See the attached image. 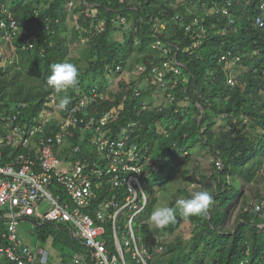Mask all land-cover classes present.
<instances>
[{
	"label": "trees",
	"instance_id": "1",
	"mask_svg": "<svg viewBox=\"0 0 264 264\" xmlns=\"http://www.w3.org/2000/svg\"><path fill=\"white\" fill-rule=\"evenodd\" d=\"M263 2L0 0L35 36L32 48L26 46V39L16 41V50L7 46L4 56L13 62L0 64V116L18 114L17 123L31 127L40 123L42 113L55 109L56 104H49L52 99L58 103L59 98L46 86L53 63L70 62L79 70L77 86L65 92L71 101L94 87L104 90L109 73L121 65L116 77L122 74L132 54L139 55L138 67L161 65L167 60L158 44L161 39L182 64L181 73L173 78L168 75L174 79L170 89L160 90L165 102L159 101L158 106L151 102L154 106L141 109L140 102L150 99L159 84H143L144 76L137 73L118 78L117 89L107 90L108 97L90 108L96 120L107 111H119L110 126L114 133L135 123L132 141L151 157L150 177L144 182L151 198L150 213L162 198L163 188L174 187L170 181L179 162L187 163L195 149L209 148L213 156L210 178L188 170L181 173L187 187L195 185L212 193L206 217L185 220L177 212L175 222L159 230L148 222L150 213L143 216L144 241L155 255L151 264H264V206L257 210L245 200L235 217L231 210L246 188L264 201L258 187L264 180V26L257 24L259 16L264 19ZM224 6L229 14L219 11ZM70 16L75 19L72 28ZM122 17H127L126 24L121 23ZM159 18L169 23L160 32L153 25ZM102 20L105 25H100ZM129 23L132 27L127 30ZM77 48L78 54L72 55ZM138 87L141 97H135ZM170 91L173 100L167 96ZM87 135L82 144L85 151H89ZM77 143L75 135L66 151L71 152V145ZM78 156L84 158V152L73 158ZM177 193L191 197L188 188L179 187ZM232 221L234 226L229 228ZM185 222L193 229L187 237L178 234ZM176 233L173 241L165 239L163 252L156 251L157 236ZM38 234L43 242H54L63 257L79 248L67 231L53 225L40 227Z\"/></svg>",
	"mask_w": 264,
	"mask_h": 264
},
{
	"label": "built area",
	"instance_id": "2",
	"mask_svg": "<svg viewBox=\"0 0 264 264\" xmlns=\"http://www.w3.org/2000/svg\"><path fill=\"white\" fill-rule=\"evenodd\" d=\"M0 7L4 14L0 19L1 64L7 60V46L16 50V41L26 39V46L32 48L35 36L19 24L5 4ZM219 11L229 14L226 6ZM120 21L126 24L127 17ZM257 24L264 26L263 17H258ZM153 25L160 32L169 23L159 18ZM158 44L167 60L152 68L139 65L138 73L167 91L170 81L174 82L168 75L173 78L181 73L182 64L176 54L171 56L172 48L162 45L161 39ZM121 71L122 66H117L109 73L104 90L94 87L74 97L65 110L58 109L56 99H52L49 105L56 104L55 109L42 113L38 125L17 123L18 114L0 116V264H151L155 259L142 231V218L151 203L144 185L150 177L151 157L132 141L134 122L112 131L118 110L107 111L97 120L90 116V108L108 97L107 90L117 89L116 75ZM176 85L172 84V89ZM135 95L142 96L139 87ZM173 95L172 91L167 93L169 100ZM140 105L142 110L154 106L150 99ZM86 133L89 151L82 145ZM75 135L80 143L71 145L68 152ZM83 152L84 158H73ZM217 165L222 167L220 161ZM256 208L260 210L261 205ZM22 223L29 225L31 234H37V242L23 238ZM48 224L67 231L79 248L70 256L63 257L61 250L52 254L47 248L51 241L43 242L38 234V229ZM166 237L157 236V252L165 250Z\"/></svg>",
	"mask_w": 264,
	"mask_h": 264
},
{
	"label": "rangeland",
	"instance_id": "3",
	"mask_svg": "<svg viewBox=\"0 0 264 264\" xmlns=\"http://www.w3.org/2000/svg\"><path fill=\"white\" fill-rule=\"evenodd\" d=\"M77 6V4H76ZM132 23H129L128 25H126V29L129 30L132 25ZM69 25L70 27H74L75 25V19L70 16L69 18ZM79 48L74 49V51L72 52V55H76L78 54ZM139 55L138 54H132L130 57V63L128 64V66L126 67V69L123 70L122 74H120L117 78H121L122 76H127L128 78H130V76H134L136 77V75H138V59ZM13 62V58L11 59H7L5 61V63H9V62ZM231 77H233V75L231 74ZM118 79V80H119ZM233 79V78H232ZM117 80V81H118ZM146 79L143 80V84H146L148 81H145ZM118 83V82H117ZM171 83V81H170ZM70 91V90H69ZM68 92V91H67ZM154 94L151 95L150 101L153 102L154 104H157L159 101H164L163 97V93L160 92V90L153 92ZM165 102V101H164ZM219 125V124H218ZM221 125L225 127L226 122H221ZM218 127V126H217ZM213 156L210 153V149L209 148H205V149H195L194 153L191 154V157L189 159V161L187 163L184 162H179L178 166L174 172V175L171 178V183L174 187H171V190L168 189V187L166 186L165 188H163V194H162V198L160 199V201L157 203V205L155 207L158 206H168L170 207V202L173 199H179L182 198L181 194L177 193V188L181 187V188H188V190L190 191V193L192 194L194 191H199V189L195 186V185H191L188 186L186 185L184 179L181 176V173L184 170H188L190 171L191 174H197V175H202L204 174L206 177H211L212 172H214V168H213ZM264 169V165H262L261 169ZM262 173V171H261ZM262 182L259 184V189L262 193H264V180H261ZM151 182H152V178H151ZM240 188H242L241 185H239ZM246 194L244 195V197H242L240 199V201L234 205L232 207V214L235 217L237 213H239V211H241L244 206H245V200H247L249 203H253L254 205L256 204H260L261 207L264 206V201L262 200V198H257L256 194H255V190H253V192L251 191V188H246ZM256 196V197H254ZM151 214V213H150ZM150 214L148 215V217L150 216ZM234 226V221H232L229 224V228H233ZM29 225L27 223H22L21 225V234L23 236V238L30 243H35L38 240V236L37 234H31L29 232ZM192 226L191 223L189 222H185L184 225L181 227V230H179L178 234L182 235L183 233V237H187L188 235H191L192 232ZM176 234H168V237L166 239H168L169 241H173L176 237ZM47 248H49L52 252V254L58 255L60 252L59 247H57V245L54 247L53 243H48L47 244Z\"/></svg>",
	"mask_w": 264,
	"mask_h": 264
},
{
	"label": "clouds",
	"instance_id": "4",
	"mask_svg": "<svg viewBox=\"0 0 264 264\" xmlns=\"http://www.w3.org/2000/svg\"><path fill=\"white\" fill-rule=\"evenodd\" d=\"M78 82L79 70L76 65L70 62L53 63L50 65V75L46 77V86L57 94L59 99L56 106L58 109L65 110L67 108L70 103V98L67 95L61 96V94L70 89H74ZM212 201L213 196L210 191L206 189L194 191L190 198L177 199L174 207H155L148 217V222L155 229L162 230L170 223L175 222L177 212L185 220L193 216L206 217ZM149 213L150 211L148 209L145 215ZM144 223L146 222L144 221Z\"/></svg>",
	"mask_w": 264,
	"mask_h": 264
}]
</instances>
